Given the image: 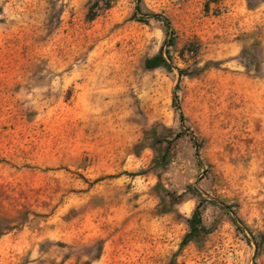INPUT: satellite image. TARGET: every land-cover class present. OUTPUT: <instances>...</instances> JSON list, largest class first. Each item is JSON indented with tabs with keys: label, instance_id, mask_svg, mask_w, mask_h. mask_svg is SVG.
<instances>
[{
	"label": "rangeland",
	"instance_id": "obj_1",
	"mask_svg": "<svg viewBox=\"0 0 264 264\" xmlns=\"http://www.w3.org/2000/svg\"><path fill=\"white\" fill-rule=\"evenodd\" d=\"M0 264H264V0H0Z\"/></svg>",
	"mask_w": 264,
	"mask_h": 264
},
{
	"label": "trees",
	"instance_id": "obj_2",
	"mask_svg": "<svg viewBox=\"0 0 264 264\" xmlns=\"http://www.w3.org/2000/svg\"><path fill=\"white\" fill-rule=\"evenodd\" d=\"M153 17L158 18L164 22L167 28V33L170 34V37L167 41V45L170 47L174 46V43H175L173 39L174 32H173V28H172V25L169 19L162 15H154ZM145 67L150 70L157 69L160 67L169 68V64L166 60L164 52L160 51L157 55L147 59L145 62ZM182 73L183 72L181 71V74ZM174 102L177 103V96H174ZM181 118L184 119V116L181 115ZM193 140L196 143V139L193 138ZM203 203H204V200H202L201 203L197 206V208L192 214L191 219L189 220L190 231L186 234L182 242L181 248L185 247L186 245H188L190 242L194 240H197V241L200 240L203 236L210 233V229H207L202 222V214H201L200 209ZM233 219L238 224V220L236 218H233Z\"/></svg>",
	"mask_w": 264,
	"mask_h": 264
}]
</instances>
